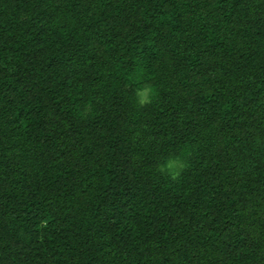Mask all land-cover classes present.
<instances>
[{
  "label": "trees",
  "instance_id": "trees-1",
  "mask_svg": "<svg viewBox=\"0 0 264 264\" xmlns=\"http://www.w3.org/2000/svg\"><path fill=\"white\" fill-rule=\"evenodd\" d=\"M0 264H264V0H0Z\"/></svg>",
  "mask_w": 264,
  "mask_h": 264
},
{
  "label": "clouds",
  "instance_id": "clouds-1",
  "mask_svg": "<svg viewBox=\"0 0 264 264\" xmlns=\"http://www.w3.org/2000/svg\"><path fill=\"white\" fill-rule=\"evenodd\" d=\"M135 95L137 97L138 106L146 107L153 102L155 92L151 88H140L136 90ZM178 160L179 158H171L162 168V171H165L172 180L178 179L179 176V172L174 169V164L178 162Z\"/></svg>",
  "mask_w": 264,
  "mask_h": 264
}]
</instances>
